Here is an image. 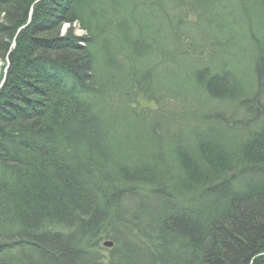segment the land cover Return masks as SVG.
I'll list each match as a JSON object with an SVG mask.
<instances>
[{"label":"trees","instance_id":"1","mask_svg":"<svg viewBox=\"0 0 264 264\" xmlns=\"http://www.w3.org/2000/svg\"><path fill=\"white\" fill-rule=\"evenodd\" d=\"M237 1L246 19L248 3L264 14V0ZM226 2L0 0V264H264L260 92L239 97L217 51L226 39L186 31ZM68 23L85 34H63ZM167 63L176 70L159 72ZM179 72L211 107L174 88Z\"/></svg>","mask_w":264,"mask_h":264},{"label":"rangeland","instance_id":"2","mask_svg":"<svg viewBox=\"0 0 264 264\" xmlns=\"http://www.w3.org/2000/svg\"><path fill=\"white\" fill-rule=\"evenodd\" d=\"M229 2L225 3V9L224 15L220 16L219 19L215 18V23L210 24L207 21H202L200 24V27H194L193 25H188L186 27V31L192 32L194 35H197L198 38L201 36L200 32L202 29H205L209 35H211L214 38L221 37L220 39H226L227 41L225 44H221L220 49H217L218 53L220 54L221 59L229 66V68L232 70L234 69L235 77L238 82V86L241 89L240 91L244 92V95L239 96L245 97V96H252L260 92L259 95V101L264 104V76H259L256 73L255 69V63L254 60H256L259 56L258 54V45L255 44L250 40L251 37V31L252 29L255 30L257 35L263 40L264 39V14L256 13L252 11V3H248L246 7V11L250 14V19H246L247 12L244 11V9L241 7L239 2L237 0H228ZM198 5L200 2H197ZM203 6V5H202ZM172 9V8H170ZM192 11H190L186 5L184 9H182L181 13L183 14L184 21H196V18L193 14H191ZM246 14H245V13ZM143 13V12H142ZM141 12L137 11L135 13V16L141 17ZM213 20V19H212ZM221 25L222 32L218 33L216 30V25ZM79 24H74L73 26L68 23L64 26L63 34H65L70 27L74 28L75 33L79 36H83L85 34L84 29L80 27ZM25 28V25L19 29V31L23 30ZM123 46V45H122ZM158 57V51L156 50L153 54L152 50L144 49L143 57L141 58V64L143 68H151L154 69V64L156 61V58ZM180 69H186L188 67H193V63L191 61H185L182 60ZM191 63V64H190ZM0 66H1V73H0V81H2L4 78H2L1 74L3 71L8 68V64L5 62V60H2L0 58ZM197 66V65H194ZM176 70V68L173 66V64L167 63V65L160 66L158 68L159 72L161 71H167V70ZM179 71V70H178ZM178 73V72H177ZM182 72H179L177 82L175 83V80L172 75L169 76V80H171L174 84V88L181 87V89L184 91V93H189V96H187L188 99H191L193 102V107L195 108L196 103L198 105V108L202 109V106L204 104L211 107L213 100H210L206 98V96L202 93V90H199L196 88L195 85L191 83L190 87H187L185 84V79H183V76L181 75ZM6 78V77H5ZM189 79V78H188ZM237 87V86H236ZM249 87V88H248ZM2 88V87H1ZM0 88V89H1ZM262 91V92H261ZM230 97V96H228ZM137 105H141L144 108H153L157 109L158 105L156 103L146 100L144 96L139 97V101L137 100ZM176 103V102H174ZM228 100H223V103H219L220 106L225 107L228 110H231L234 105H238V103L234 102V104H230ZM184 107H181V109ZM243 113V111H241ZM230 115V116H229ZM229 121H232L233 123L228 122L227 124L229 126H232L237 118H239L238 113H232L229 111ZM246 116V115H245ZM244 116V117H245ZM250 118H253L254 116L249 115ZM262 121L261 123L264 124V115L261 117ZM249 120V119H247ZM251 124V123H250ZM103 254L107 253L105 251H102Z\"/></svg>","mask_w":264,"mask_h":264},{"label":"bare ground","instance_id":"3","mask_svg":"<svg viewBox=\"0 0 264 264\" xmlns=\"http://www.w3.org/2000/svg\"><path fill=\"white\" fill-rule=\"evenodd\" d=\"M15 41H16V39L14 40V47H15ZM7 64L9 65L8 66V68H6L4 71H3V73L1 74V76H2V78H4L3 80H2V82H1V84H0V88L5 84V77H6V74H7V71H8V69H9V67H10V58L9 57H7ZM1 66H0V73H1ZM255 128H257V127H255ZM24 241H20L19 242V245H22V243H23ZM106 242H111V244H109V245H106L105 243ZM128 243H130V242H128ZM101 246H103L105 249H103V251H106L107 252V250L106 249H110V248H113L115 245H114V242L110 239V240H108V239H106V240H102V242H101ZM31 264H38L37 262H31Z\"/></svg>","mask_w":264,"mask_h":264},{"label":"water","instance_id":"4","mask_svg":"<svg viewBox=\"0 0 264 264\" xmlns=\"http://www.w3.org/2000/svg\"><path fill=\"white\" fill-rule=\"evenodd\" d=\"M105 244H106V245H109V244H111V242H106Z\"/></svg>","mask_w":264,"mask_h":264}]
</instances>
